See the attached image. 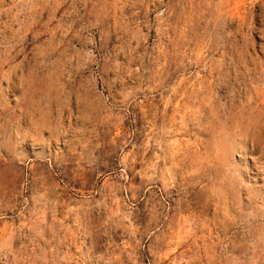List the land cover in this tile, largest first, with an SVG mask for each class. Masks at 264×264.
<instances>
[{
	"label": "rangeland",
	"instance_id": "obj_1",
	"mask_svg": "<svg viewBox=\"0 0 264 264\" xmlns=\"http://www.w3.org/2000/svg\"><path fill=\"white\" fill-rule=\"evenodd\" d=\"M0 264H264V0H0Z\"/></svg>",
	"mask_w": 264,
	"mask_h": 264
}]
</instances>
